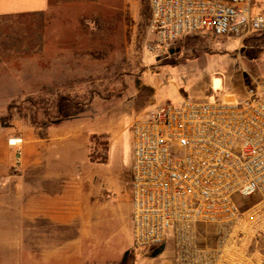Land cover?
<instances>
[{
  "label": "rangeland",
  "instance_id": "1",
  "mask_svg": "<svg viewBox=\"0 0 264 264\" xmlns=\"http://www.w3.org/2000/svg\"><path fill=\"white\" fill-rule=\"evenodd\" d=\"M126 1L53 0L43 15L0 24V49L7 51L0 63V257L30 260L36 253L52 264L51 244L29 249L27 237L50 227L42 202L46 215L48 200L69 179L76 205L90 210L76 225L102 227L127 245L112 264H174L171 242H129L132 123L167 101L243 97L264 78V29L245 37L189 33L156 48L149 0H128L131 20ZM255 1L264 10V0ZM12 138L21 144L11 145ZM4 195L27 201L13 198L5 209Z\"/></svg>",
  "mask_w": 264,
  "mask_h": 264
},
{
  "label": "built area",
  "instance_id": "2",
  "mask_svg": "<svg viewBox=\"0 0 264 264\" xmlns=\"http://www.w3.org/2000/svg\"><path fill=\"white\" fill-rule=\"evenodd\" d=\"M149 8L156 48L189 33L264 29L255 0H149ZM132 129V244L171 242L174 264H264V78L240 98L156 104Z\"/></svg>",
  "mask_w": 264,
  "mask_h": 264
},
{
  "label": "crops",
  "instance_id": "3",
  "mask_svg": "<svg viewBox=\"0 0 264 264\" xmlns=\"http://www.w3.org/2000/svg\"><path fill=\"white\" fill-rule=\"evenodd\" d=\"M52 5L53 0H0V24L12 17L43 15L51 9ZM124 10L126 11L127 19L131 20L135 17L130 1H126ZM5 40V36L0 37V43L5 42ZM0 47L2 46L0 45ZM6 54L7 51L1 48V65H5L4 62L2 63V59L6 57ZM151 107L141 111L138 117L145 114ZM61 184L63 186L60 187L59 194L48 200L52 204L48 207L49 210L46 212V215L44 214V201L41 206L42 216L50 219L51 225L46 228L42 225L37 229L36 237L34 235L30 238L27 237L29 249L35 247L36 250L51 244L55 251L52 256V264H89V261L95 262L94 259H99L97 264H112L113 260H119L124 251L127 250V245L121 239L115 242L111 241L105 235L107 232L102 227L86 224L77 226V217H85L86 215L90 217V210L83 206V203L80 206L76 205L74 181L70 183L68 179L67 182L62 181ZM3 198L5 203L3 208L5 209L10 208L11 205L9 203L13 201V198H21V201H27V198L21 195H4ZM44 234H47V236H44ZM128 236L129 242L132 243L131 230ZM2 243H5L3 234L0 236V244ZM113 252H116L115 257L108 258L111 253L114 254ZM23 253H27V251ZM0 264H47V259L41 258L39 260L35 253L34 258L32 257L30 260L25 257L22 259L0 257Z\"/></svg>",
  "mask_w": 264,
  "mask_h": 264
},
{
  "label": "bare ground",
  "instance_id": "4",
  "mask_svg": "<svg viewBox=\"0 0 264 264\" xmlns=\"http://www.w3.org/2000/svg\"><path fill=\"white\" fill-rule=\"evenodd\" d=\"M16 141H19V139H15V138L11 139V143L16 142Z\"/></svg>",
  "mask_w": 264,
  "mask_h": 264
}]
</instances>
